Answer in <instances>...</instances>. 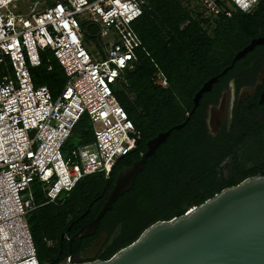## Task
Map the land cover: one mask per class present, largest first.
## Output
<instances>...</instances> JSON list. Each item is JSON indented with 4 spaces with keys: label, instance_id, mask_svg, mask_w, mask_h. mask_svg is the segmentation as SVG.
Here are the masks:
<instances>
[{
    "label": "built area",
    "instance_id": "obj_1",
    "mask_svg": "<svg viewBox=\"0 0 264 264\" xmlns=\"http://www.w3.org/2000/svg\"><path fill=\"white\" fill-rule=\"evenodd\" d=\"M204 19L250 13L260 0H184ZM146 0H0V264H39L27 223L37 209L32 183L45 204H57L81 179L108 177L136 149L140 134L118 103L112 86L124 82L142 43L132 25ZM97 17V41L86 44L79 16ZM102 27L105 30H102ZM49 50L66 83L53 97L35 87L30 69ZM152 82H167L160 72ZM86 115L92 142L80 146L78 165L67 169L62 148L78 120Z\"/></svg>",
    "mask_w": 264,
    "mask_h": 264
},
{
    "label": "trees",
    "instance_id": "obj_2",
    "mask_svg": "<svg viewBox=\"0 0 264 264\" xmlns=\"http://www.w3.org/2000/svg\"><path fill=\"white\" fill-rule=\"evenodd\" d=\"M146 2L142 15L132 25L143 49L136 50L133 69L125 72V83L121 86L126 88V93L117 90L113 93L140 134L133 152L135 159L146 151L148 140L160 132L171 130V133L154 155L147 158L131 190L120 196L101 218L99 227L110 219L116 231L97 257L101 260L132 243L152 223L180 216L247 177L264 175V152L260 150L258 158L252 152L241 151V157L236 152L232 154L233 164L229 169L234 176L240 174V178L235 181L232 175L224 177L222 170L228 166L220 167L223 160L202 151L200 148L206 144H197L204 136L200 121L192 115L184 116L194 91L209 75L219 52L230 39L241 41L264 14V0L248 14L232 9L229 17L220 15L213 20L202 18L190 1ZM157 72L165 78L166 87L152 82ZM30 75L35 87L46 86L53 97L66 83L62 67L49 50L40 52V65L31 68ZM177 125L182 127L172 129ZM261 132L264 134V122L250 136L253 144L264 142ZM72 136L80 146L92 142V127L86 115L78 120L69 137ZM66 146L67 141L62 149ZM254 160L257 163L260 160L261 165L256 163V167L245 169V161ZM118 163L108 177L92 174L78 181L67 195L59 197L57 204H45L40 184L32 183L34 202L39 207L27 215V223L32 225L30 232L39 264H58L66 258L67 239L95 218L112 188ZM63 233L66 238L62 251L59 241ZM76 244L71 243L72 255L80 248Z\"/></svg>",
    "mask_w": 264,
    "mask_h": 264
},
{
    "label": "water",
    "instance_id": "obj_3",
    "mask_svg": "<svg viewBox=\"0 0 264 264\" xmlns=\"http://www.w3.org/2000/svg\"><path fill=\"white\" fill-rule=\"evenodd\" d=\"M262 41L252 40L235 59ZM215 80L210 78L202 85L193 97L194 105ZM170 131L148 140L139 159L117 171L99 212L67 239V256L58 264H264V175L260 174L223 188L180 216L152 223L136 240L106 260L97 258L107 239V234H102L80 253V262L70 261L71 243L94 234L101 218L120 196L131 190L147 158L166 141Z\"/></svg>",
    "mask_w": 264,
    "mask_h": 264
},
{
    "label": "flooded vegetation",
    "instance_id": "obj_4",
    "mask_svg": "<svg viewBox=\"0 0 264 264\" xmlns=\"http://www.w3.org/2000/svg\"><path fill=\"white\" fill-rule=\"evenodd\" d=\"M255 39H263V41L254 45L239 59H235V56ZM210 78L216 80L212 83L209 91L202 93L197 105H194V95ZM191 115L200 121V128L204 135L202 141L197 140L199 146L202 143L206 144L204 148L200 149L209 151L211 157L223 160L219 166H228L224 177L234 176L229 169L233 164L232 154L238 153V151L241 153L244 144L252 134L260 129L264 122V14L258 19L255 26L248 29L241 41L234 42V39H230L225 49L219 52L217 59L210 66L209 75L194 91L191 106L184 116L189 118ZM133 158L132 153L129 157L121 159L118 163V171L131 166L134 161L139 159ZM226 160L228 161L225 162ZM259 161V164L257 160L245 161V169L261 165ZM234 178L235 181H238L240 174L235 175ZM109 226H111L110 219L106 220L102 227L98 225L93 235L84 238L83 241L76 242L75 247L80 246V248L76 253L71 254L70 261L80 262L82 260L80 253L99 239L102 234H107L108 239ZM69 230L70 227L67 232ZM65 238V233L61 234L59 245L62 251Z\"/></svg>",
    "mask_w": 264,
    "mask_h": 264
},
{
    "label": "rangeland",
    "instance_id": "obj_5",
    "mask_svg": "<svg viewBox=\"0 0 264 264\" xmlns=\"http://www.w3.org/2000/svg\"><path fill=\"white\" fill-rule=\"evenodd\" d=\"M94 18L97 19V17H95V16L94 17L90 16V13H88V12L83 14L82 16L78 17L80 24H83V26H81V31H82L83 39H84L86 44L98 43V41L100 43H104V41H105V38H103V37H100L97 41V35L99 32V28L95 25H92L93 24L92 21ZM102 30H105V29L102 27ZM122 83L124 85L125 82H122ZM123 85L121 86V85L116 84L115 86H112V89L117 90L120 93H126V88ZM260 135H262V136H260L261 141H264V134H262V132H261ZM252 137H253V135H252ZM253 142L254 141L250 137L247 140V142L244 144V147L241 149V151L243 153H249V152L255 153V156H256L255 158H258L260 155V150H262L264 152V142H262V144H259V143L253 144ZM79 147H80V145H79L78 139L74 136L69 137V139L67 140V146L64 149H62V151H61V157H62L67 169H71L72 166L78 165V162L76 161L75 156L77 154V150ZM236 154L239 157L242 156V153H240V151H238V153H236ZM227 161L228 160H226L225 162H227ZM222 174L223 175L226 174V169L222 170ZM39 188H40V192H41V187H39ZM32 190H33V188H32ZM33 194H34V190H33ZM65 194L66 193L61 194V197L65 196ZM43 198H45V197H43ZM45 201H46V198H45ZM29 227H30V230H32V225L29 224ZM115 234H116V231L114 230V226H109L108 239H107L108 244L111 242V240ZM36 237H37L38 241L40 242V235L38 233H36Z\"/></svg>",
    "mask_w": 264,
    "mask_h": 264
}]
</instances>
